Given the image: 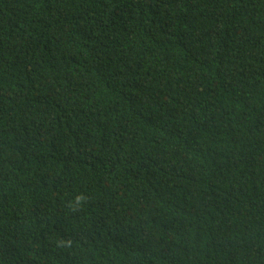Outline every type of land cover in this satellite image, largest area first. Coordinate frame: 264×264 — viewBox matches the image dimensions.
I'll return each mask as SVG.
<instances>
[{
  "label": "trees",
  "instance_id": "trees-1",
  "mask_svg": "<svg viewBox=\"0 0 264 264\" xmlns=\"http://www.w3.org/2000/svg\"><path fill=\"white\" fill-rule=\"evenodd\" d=\"M0 264H264V0H0Z\"/></svg>",
  "mask_w": 264,
  "mask_h": 264
},
{
  "label": "clouds",
  "instance_id": "clouds-1",
  "mask_svg": "<svg viewBox=\"0 0 264 264\" xmlns=\"http://www.w3.org/2000/svg\"><path fill=\"white\" fill-rule=\"evenodd\" d=\"M165 16L164 8H160L159 17ZM196 53V52H195ZM198 56L201 55L196 53ZM165 62L160 63L156 60H146L142 65L131 68L127 71V76L131 80H146L150 83H155L161 79L163 66Z\"/></svg>",
  "mask_w": 264,
  "mask_h": 264
}]
</instances>
